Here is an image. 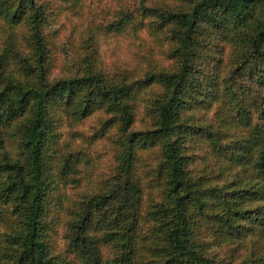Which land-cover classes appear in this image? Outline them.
Instances as JSON below:
<instances>
[{"label":"trees","instance_id":"16d2710c","mask_svg":"<svg viewBox=\"0 0 264 264\" xmlns=\"http://www.w3.org/2000/svg\"><path fill=\"white\" fill-rule=\"evenodd\" d=\"M0 264H264V0H0Z\"/></svg>","mask_w":264,"mask_h":264},{"label":"rangeland","instance_id":"374dc122","mask_svg":"<svg viewBox=\"0 0 264 264\" xmlns=\"http://www.w3.org/2000/svg\"><path fill=\"white\" fill-rule=\"evenodd\" d=\"M126 52H127V45H126V43L125 44H122V45H120L119 47L116 48V53L119 54L121 57H123ZM107 56H109V51L108 50H107ZM99 169H100V171H102V170L105 169V166H99ZM96 176L97 175H96L95 172H91V173H86L85 174V178H88L89 180H91L93 182L96 180Z\"/></svg>","mask_w":264,"mask_h":264}]
</instances>
